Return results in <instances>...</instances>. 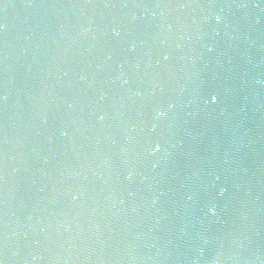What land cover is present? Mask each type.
<instances>
[{
    "label": "water",
    "instance_id": "95a60500",
    "mask_svg": "<svg viewBox=\"0 0 264 264\" xmlns=\"http://www.w3.org/2000/svg\"><path fill=\"white\" fill-rule=\"evenodd\" d=\"M0 260L264 264V0H0Z\"/></svg>",
    "mask_w": 264,
    "mask_h": 264
},
{
    "label": "snow or ice",
    "instance_id": "6c2138e0",
    "mask_svg": "<svg viewBox=\"0 0 264 264\" xmlns=\"http://www.w3.org/2000/svg\"><path fill=\"white\" fill-rule=\"evenodd\" d=\"M221 18L219 17V19H217V20H220ZM212 102L213 103H215L216 102V98L215 97H213L212 98ZM158 150V149H157ZM0 264H4V262L2 261V260H0Z\"/></svg>",
    "mask_w": 264,
    "mask_h": 264
},
{
    "label": "clouds",
    "instance_id": "9594fccd",
    "mask_svg": "<svg viewBox=\"0 0 264 264\" xmlns=\"http://www.w3.org/2000/svg\"><path fill=\"white\" fill-rule=\"evenodd\" d=\"M217 19H219V16H217ZM159 115H163V113H159Z\"/></svg>",
    "mask_w": 264,
    "mask_h": 264
}]
</instances>
